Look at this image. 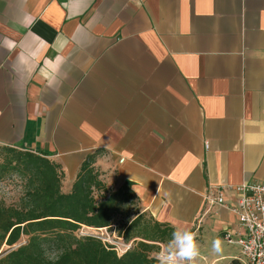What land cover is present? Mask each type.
I'll return each instance as SVG.
<instances>
[{
    "label": "crops",
    "instance_id": "1",
    "mask_svg": "<svg viewBox=\"0 0 264 264\" xmlns=\"http://www.w3.org/2000/svg\"><path fill=\"white\" fill-rule=\"evenodd\" d=\"M0 147L59 165L64 193L92 158L213 253L245 234L235 189L264 184V0H0Z\"/></svg>",
    "mask_w": 264,
    "mask_h": 264
},
{
    "label": "trees",
    "instance_id": "2",
    "mask_svg": "<svg viewBox=\"0 0 264 264\" xmlns=\"http://www.w3.org/2000/svg\"><path fill=\"white\" fill-rule=\"evenodd\" d=\"M94 159L85 161L69 193L63 192V173L59 165L39 154L12 147H0V180L18 175L26 181V191L18 206H6L0 200V250L11 251L0 257V264H159L150 256L154 245L164 243L174 229L156 223L141 230L143 242L121 257L113 246L92 237H77L81 228L101 230L112 226L118 207L129 196H136L131 184L109 192L94 168ZM109 193L96 197L97 193ZM137 220L130 227L137 225ZM26 237L27 243L19 244ZM129 234L126 240H130ZM49 248L58 251L47 257ZM231 264H242L233 260Z\"/></svg>",
    "mask_w": 264,
    "mask_h": 264
},
{
    "label": "rangeland",
    "instance_id": "3",
    "mask_svg": "<svg viewBox=\"0 0 264 264\" xmlns=\"http://www.w3.org/2000/svg\"><path fill=\"white\" fill-rule=\"evenodd\" d=\"M109 192L118 190L120 187L116 184H112L106 177L102 180ZM26 191V181L16 174L7 175L0 180V200L5 203L6 206H18L21 199L24 197ZM109 193L100 192L96 194L98 200L101 197L108 196ZM122 203H118V207L112 218V226L110 228L101 229L102 231H89L88 233L96 236H100L104 240V244L113 246L117 250V254L120 257L122 252L127 249H133L138 243L143 242L142 239L138 238L141 234V230L148 227L152 228L155 224L153 219L144 213L137 199L133 197H128L123 199ZM137 220V225L135 227H130L133 221ZM81 228L75 235L79 238L82 237L81 233L86 232ZM129 234L130 240H126V235ZM172 239V234L168 233L164 238V243H151L146 242L149 245H154L151 257L156 258L155 254L158 253L162 248H164L167 243ZM28 239L23 237L19 244L27 243ZM11 251V248L4 245L0 250V255L3 256ZM238 253L236 247L230 246L228 244H223L219 252H208L207 255L201 251V258H196L195 264H231L234 260L233 258H225L223 261L215 262L209 257L213 256H234ZM59 255L58 251L52 248L47 250V257L50 259H55ZM212 258V257H211Z\"/></svg>",
    "mask_w": 264,
    "mask_h": 264
},
{
    "label": "built area",
    "instance_id": "4",
    "mask_svg": "<svg viewBox=\"0 0 264 264\" xmlns=\"http://www.w3.org/2000/svg\"><path fill=\"white\" fill-rule=\"evenodd\" d=\"M208 147L206 145L207 149ZM223 192V189H219L216 198H209L210 203L228 208ZM235 193L237 204L236 207L231 208V212L237 217L239 226L245 234L238 235L236 239L227 235L226 240L229 245L239 247L242 264H264V184L242 185L235 189ZM83 229L86 232H82L81 236L92 237L104 242L102 237L88 233L89 231L100 232L102 230ZM127 251L128 249L123 251L122 255Z\"/></svg>",
    "mask_w": 264,
    "mask_h": 264
},
{
    "label": "clouds",
    "instance_id": "5",
    "mask_svg": "<svg viewBox=\"0 0 264 264\" xmlns=\"http://www.w3.org/2000/svg\"><path fill=\"white\" fill-rule=\"evenodd\" d=\"M221 241H212V250L219 252ZM200 254L196 234L183 227L176 228L172 233V239L167 245L155 254L159 264H195Z\"/></svg>",
    "mask_w": 264,
    "mask_h": 264
},
{
    "label": "water",
    "instance_id": "6",
    "mask_svg": "<svg viewBox=\"0 0 264 264\" xmlns=\"http://www.w3.org/2000/svg\"><path fill=\"white\" fill-rule=\"evenodd\" d=\"M0 257H1V255H0Z\"/></svg>",
    "mask_w": 264,
    "mask_h": 264
}]
</instances>
